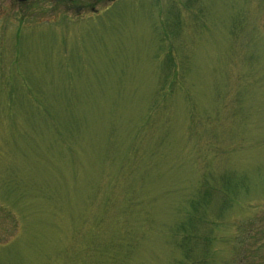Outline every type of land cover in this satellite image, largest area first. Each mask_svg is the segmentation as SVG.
<instances>
[{"label": "rangeland", "instance_id": "rangeland-1", "mask_svg": "<svg viewBox=\"0 0 264 264\" xmlns=\"http://www.w3.org/2000/svg\"><path fill=\"white\" fill-rule=\"evenodd\" d=\"M0 264H264V0H0Z\"/></svg>", "mask_w": 264, "mask_h": 264}, {"label": "trees", "instance_id": "trees-1", "mask_svg": "<svg viewBox=\"0 0 264 264\" xmlns=\"http://www.w3.org/2000/svg\"><path fill=\"white\" fill-rule=\"evenodd\" d=\"M167 65H168V68H172V66H170V65H172L171 64V57H168L167 56ZM167 68V69H168ZM177 74H176V72H173V76H172V78L174 77V76H176ZM164 85H162L159 89H158V92L162 89V87H163ZM192 204H191V206H192V210L190 211L191 213H190V215L187 217V220L185 221V222H183L182 223V225H181V229L179 230V228H178V230L179 231H184V230H188V229H191L192 227H193V223L196 221V217H194L193 216V213H195L197 210H198V201L197 202H195L194 200H192V202H191ZM177 230V231H178ZM189 232V231H188ZM188 235V234H187ZM186 237H188V236H186ZM180 242H183L182 240L180 241ZM190 244V242H188L186 245H184V244H182V247H183V245H184V247H186V249H190L189 251L191 252V245H189ZM180 245H181V243H180ZM188 257V256H187ZM187 257H185V259H187ZM190 259V258H189ZM188 260V259H187Z\"/></svg>", "mask_w": 264, "mask_h": 264}]
</instances>
